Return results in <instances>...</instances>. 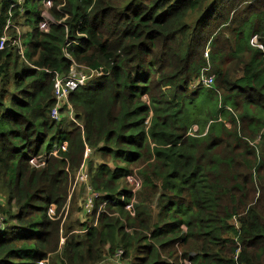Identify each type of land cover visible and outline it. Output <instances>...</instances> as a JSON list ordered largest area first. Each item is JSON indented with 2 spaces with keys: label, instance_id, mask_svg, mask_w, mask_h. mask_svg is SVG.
<instances>
[{
  "label": "trees",
  "instance_id": "trees-1",
  "mask_svg": "<svg viewBox=\"0 0 264 264\" xmlns=\"http://www.w3.org/2000/svg\"><path fill=\"white\" fill-rule=\"evenodd\" d=\"M4 35L0 264H264V0H0ZM87 167L139 209L74 215Z\"/></svg>",
  "mask_w": 264,
  "mask_h": 264
},
{
  "label": "built area",
  "instance_id": "built-area-1",
  "mask_svg": "<svg viewBox=\"0 0 264 264\" xmlns=\"http://www.w3.org/2000/svg\"><path fill=\"white\" fill-rule=\"evenodd\" d=\"M47 6H49L51 4L50 1L46 2ZM50 16L45 13L44 16V21L42 22V27L43 28H47L48 27V22L50 21ZM10 25V23H8V26ZM9 41V37L7 35H4L1 37L0 39V49H4L7 46V43ZM253 42H257V39L255 38V40L253 39ZM23 53V51H22ZM68 55V54H67ZM210 67H207L203 70L202 74L200 75V77L198 78V82H201L204 86L207 87H212L215 84V76L214 75H206V71H209ZM100 75H107V73L104 71L103 68H100L98 70ZM89 75L83 71L79 65L77 64H73L71 67V70L69 72V74L67 75H60L59 73L56 74V80H55V88H54V94H55V98H56V105L54 106V108L52 109V116L55 119H59L61 117V113H60V109L63 108L66 104H68L69 101V96L70 94L75 91L76 89H78L80 86H82L83 84H85V82L88 80ZM194 85H197L194 83ZM65 144H63V147L65 148ZM88 155V153H87ZM34 162H37V160H33ZM42 161H45V157L42 159ZM87 169V168H86ZM83 170L82 172H80L77 176V182L78 180L83 181V174H84ZM134 178L133 182H136L137 185H135V188L133 189V192H135L136 188L140 187L141 184V180L140 178H137L136 176H131ZM99 192L95 189H93V193L90 194V196L88 197V204L87 206L90 209H86L85 205L83 206V211L85 215H90L93 213V211L96 208V203H95V198L98 196ZM135 197L133 198V202H134ZM3 202L2 196H0V203ZM131 212H133V214L135 213V211H132V203L129 204L128 206H126ZM102 209V208H101ZM49 213L54 216L55 215V206L53 205L50 210ZM234 223L239 226L238 221L234 220ZM124 254V249L120 248L118 250V252H116L115 256H114V260L118 263V264H130V262L126 261L124 259V257H122ZM237 257V256H236Z\"/></svg>",
  "mask_w": 264,
  "mask_h": 264
},
{
  "label": "rangeland",
  "instance_id": "rangeland-1",
  "mask_svg": "<svg viewBox=\"0 0 264 264\" xmlns=\"http://www.w3.org/2000/svg\"><path fill=\"white\" fill-rule=\"evenodd\" d=\"M254 40H255V38H254ZM65 114H68V113H65ZM195 128L198 129L196 126H193V130H195ZM62 147H63V145H62ZM102 161H104L102 158L95 157V162L94 163L95 164H100ZM133 176H136L137 178H140L141 184H140V187L136 188V190L140 189L141 186H142V181H143L141 176L138 175V174H134ZM129 178H130V181L133 184V186L137 185L136 182H133L134 181L133 177H129ZM91 180H92L91 173H90L89 167H87V169L84 171V174H83V181L78 180L77 186H76V188L74 190V196H76V208L77 207L79 208V210L75 211L74 215H77V214L81 215V214L84 213L82 205H85L87 210L90 209L87 206V204H88L87 200H88V197L90 196V194L93 193V189H95L93 187L92 183H91ZM130 193L132 194V197L130 198V203L127 204L128 195L126 196V200L125 201H115L118 197L126 195V193H118L117 195H114L111 198V195H108V194H105V193L99 191L98 196L95 198L96 207H97V202L101 199V197L104 196L105 199L103 201L102 207L103 206L105 207L108 204H114V205L125 204L126 206H128L129 204L132 203L131 210L136 212L139 209V207H140V203L137 201L136 197H135L134 202H133V191H132V189H131ZM107 199H111V202L107 203L106 202ZM101 210H103V209H101ZM65 212L66 213L68 212V207H67ZM88 216L91 217V214L88 215ZM119 249H117V252H118ZM112 257H113V254L112 255L110 254V256L107 259H105L104 261H102L101 264H115L114 260H112ZM125 260L128 261V262H131L128 258L125 259Z\"/></svg>",
  "mask_w": 264,
  "mask_h": 264
},
{
  "label": "crops",
  "instance_id": "crops-1",
  "mask_svg": "<svg viewBox=\"0 0 264 264\" xmlns=\"http://www.w3.org/2000/svg\"><path fill=\"white\" fill-rule=\"evenodd\" d=\"M65 144V143H64ZM112 260H114V259H112ZM114 262H115V264H117V262L114 260Z\"/></svg>",
  "mask_w": 264,
  "mask_h": 264
}]
</instances>
